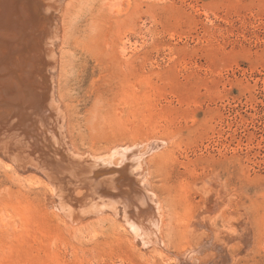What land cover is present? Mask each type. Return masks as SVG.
<instances>
[{"label": "rangeland", "instance_id": "1", "mask_svg": "<svg viewBox=\"0 0 264 264\" xmlns=\"http://www.w3.org/2000/svg\"><path fill=\"white\" fill-rule=\"evenodd\" d=\"M59 49L78 149L165 142L150 162L173 252L209 236L203 188L217 178L210 227L234 236L233 258L215 240L202 256L264 264V0H72ZM1 158L0 264H176L124 222L71 223L46 183Z\"/></svg>", "mask_w": 264, "mask_h": 264}, {"label": "bare ground", "instance_id": "2", "mask_svg": "<svg viewBox=\"0 0 264 264\" xmlns=\"http://www.w3.org/2000/svg\"><path fill=\"white\" fill-rule=\"evenodd\" d=\"M71 3L0 0L1 160L46 183L54 199L49 205L73 224L87 219L124 222L133 245H142L146 252L158 249L172 255L173 263L228 264L227 258L220 263L213 255L202 256L205 246L215 240L212 244L224 250L222 255L232 257L229 248L234 236L228 238V244L210 227L225 204L217 178L203 188L209 214L203 213L200 220L201 225L209 226V236L177 253L166 238L168 212L152 181L150 161L165 142L117 143L104 152L78 149L71 136V109L61 95L59 47ZM214 211L216 215L211 214ZM243 216L233 217L231 223L240 225Z\"/></svg>", "mask_w": 264, "mask_h": 264}]
</instances>
